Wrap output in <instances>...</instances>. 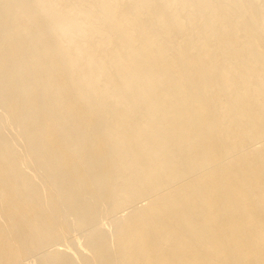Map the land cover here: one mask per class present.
Returning <instances> with one entry per match:
<instances>
[{
    "label": "bare ground",
    "instance_id": "bare-ground-1",
    "mask_svg": "<svg viewBox=\"0 0 264 264\" xmlns=\"http://www.w3.org/2000/svg\"><path fill=\"white\" fill-rule=\"evenodd\" d=\"M0 264H264V0H0Z\"/></svg>",
    "mask_w": 264,
    "mask_h": 264
},
{
    "label": "rangeland",
    "instance_id": "rangeland-1",
    "mask_svg": "<svg viewBox=\"0 0 264 264\" xmlns=\"http://www.w3.org/2000/svg\"><path fill=\"white\" fill-rule=\"evenodd\" d=\"M124 211H126V210H124ZM118 213H120V212H118ZM118 213H116L118 216H116V214H115V216H116L117 219H118V217H119L120 215H124L125 212L121 211L122 214H118ZM112 216H113V215H112ZM115 216H114L113 218H112L111 216L109 217V218H111V220H110V223H109V221L106 223L107 225H104V224H105V222H106L109 218H104V217H102L101 220L99 219L100 222L98 223L97 227H98L99 229H100L101 227H102V229H103L104 227H106V228H104V230H106L107 227H109V229H107L106 231H104L105 234H106V233L109 234V233H110L109 230L112 232V231H113L112 229L114 228L115 223L117 222V221H113L114 219L116 220ZM120 217H121V216H120ZM105 219H106V220H105ZM103 220H104V223L101 222V221H103ZM112 222H115V223L113 224ZM101 223H103V225H102ZM108 223H109L110 225H109ZM112 224H113V227H111ZM98 228H97V229H98ZM99 229H98V231H99ZM107 231H108V232H107ZM102 232H103V230H101L100 232H97L96 234H98V233L100 234V233H101V235H102V234H103ZM107 234H106V235H107ZM76 236H79V234L75 235L74 240L77 239ZM102 236H103V235H102ZM87 238L89 239L90 237H86V239H87ZM93 238H95V237H93ZM93 238H92V240H91V238H90L91 243H89L90 240L87 239V240L89 241V242L87 241L89 244H88L87 242H85L86 239H84V242H85L84 244H85V246H86V245L89 246L90 244H92V243H93ZM96 238H97V237H96ZM96 238H95V239H96ZM95 239H94V242L96 241ZM97 239H98V238H97ZM74 240H73V241H74ZM70 242H72V241H70ZM86 243H87V244H86ZM68 244H69V243H68ZM70 244H71V243H70ZM74 244H75V243H74ZM74 244H73V245H74ZM84 244L80 246V249H79L80 251H82L81 249H83V250L85 249ZM75 245H76V244H75ZM75 245H74V246H75ZM68 246H69V245H67V247H68ZM82 246H83V247H82ZM88 246H87V247H88ZM67 247H66V250H70L73 246H72V244H71V246H69V247H71V248L68 247L69 249H67ZM81 247H82V248H81ZM73 248H74V247H73ZM75 248H76V249H75L74 251H76V252H74V253H73V250H72V251L70 250V252L72 253V255H75V253H77V251L80 253V251L77 250V249H78L77 246H76ZM66 250H65V252H66L67 254L70 253L69 251H66ZM66 253H65V260H66V259H67V260H70V258H71L72 256L69 258V256H67ZM71 253H70V255H71ZM76 255H78V254H76ZM66 257H68V258H66ZM76 257H77V256H74V258H76ZM72 259H73V258H72ZM68 262H69V261H68Z\"/></svg>",
    "mask_w": 264,
    "mask_h": 264
}]
</instances>
